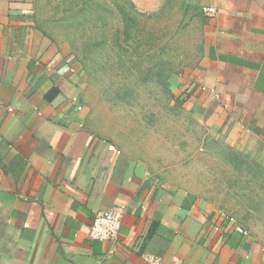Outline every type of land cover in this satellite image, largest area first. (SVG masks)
I'll list each match as a JSON object with an SVG mask.
<instances>
[{"label":"crops","instance_id":"crops-1","mask_svg":"<svg viewBox=\"0 0 264 264\" xmlns=\"http://www.w3.org/2000/svg\"><path fill=\"white\" fill-rule=\"evenodd\" d=\"M130 1L179 6L197 26L201 53L177 91L190 118L264 144V0ZM155 168L101 133L82 66L36 0H0V264H264L260 242ZM114 208L117 237L93 240L96 215Z\"/></svg>","mask_w":264,"mask_h":264},{"label":"rangeland","instance_id":"rangeland-1","mask_svg":"<svg viewBox=\"0 0 264 264\" xmlns=\"http://www.w3.org/2000/svg\"><path fill=\"white\" fill-rule=\"evenodd\" d=\"M42 26L81 64L101 133L156 165L159 179L205 199L264 246V144L234 143L190 118L179 82L200 53L197 26L169 3L36 0Z\"/></svg>","mask_w":264,"mask_h":264},{"label":"built area","instance_id":"built-area-1","mask_svg":"<svg viewBox=\"0 0 264 264\" xmlns=\"http://www.w3.org/2000/svg\"><path fill=\"white\" fill-rule=\"evenodd\" d=\"M216 8L213 6L203 8V14L206 17L216 15ZM124 210L114 208L108 211L99 212L91 226V238L96 241H107L117 237L123 225ZM244 233L242 229H239ZM149 264H160L161 259L156 256H146Z\"/></svg>","mask_w":264,"mask_h":264},{"label":"water","instance_id":"water-1","mask_svg":"<svg viewBox=\"0 0 264 264\" xmlns=\"http://www.w3.org/2000/svg\"><path fill=\"white\" fill-rule=\"evenodd\" d=\"M139 177H143V170H142V167H140L138 169V174H137Z\"/></svg>","mask_w":264,"mask_h":264}]
</instances>
